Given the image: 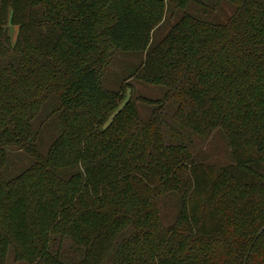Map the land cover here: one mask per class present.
Returning a JSON list of instances; mask_svg holds the SVG:
<instances>
[{"label":"trees","instance_id":"1","mask_svg":"<svg viewBox=\"0 0 264 264\" xmlns=\"http://www.w3.org/2000/svg\"><path fill=\"white\" fill-rule=\"evenodd\" d=\"M117 51L166 88L147 118L103 85ZM0 264H264V0H0Z\"/></svg>","mask_w":264,"mask_h":264},{"label":"rangeland","instance_id":"2","mask_svg":"<svg viewBox=\"0 0 264 264\" xmlns=\"http://www.w3.org/2000/svg\"><path fill=\"white\" fill-rule=\"evenodd\" d=\"M232 11L233 6L231 4L222 2L209 18L215 22H223ZM182 13V10L167 3L162 20L151 32L149 44L151 45L157 42L179 19ZM14 30V28L11 29L12 35L14 34ZM144 54L145 52L117 51L112 62L106 69L103 77V85L110 90L121 91L123 100L120 104L122 105L125 101L132 100L137 112L140 114L139 116L147 118L156 109V101L162 97L166 88L161 85L143 82L134 76L136 68L144 58ZM54 131L55 126L53 124L48 125L44 129L39 143V149L41 151L45 149V146L53 137ZM196 155L203 162L227 163L229 159L223 134L219 131L215 132L205 144L197 148ZM31 159V156L26 153L18 155V165L15 166V172L26 168ZM177 199L178 197L175 192L166 193L158 198V210L164 225H168L173 221L178 210Z\"/></svg>","mask_w":264,"mask_h":264}]
</instances>
